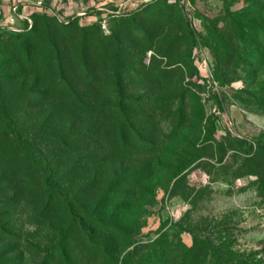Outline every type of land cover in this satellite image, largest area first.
<instances>
[{
    "label": "rangeland",
    "instance_id": "rangeland-1",
    "mask_svg": "<svg viewBox=\"0 0 264 264\" xmlns=\"http://www.w3.org/2000/svg\"><path fill=\"white\" fill-rule=\"evenodd\" d=\"M38 7L45 12L36 13ZM102 20L106 30L101 29ZM36 23L37 38H28ZM13 39H19L20 47L29 43L35 65L44 59L52 63L59 49L65 66L64 82L51 78L52 65L47 93L41 95L44 86L31 87L29 79L22 89L27 94L10 105L20 89L8 86L0 71L1 102L9 105L17 129L26 130L46 117L49 126L71 121L65 113L63 118L43 117L51 92L69 93L72 87L95 92L96 98L91 95L84 102L100 105L99 116L87 115L82 100L61 101L76 109L72 117L79 120L74 124L81 125L82 119L106 124L97 138L108 159L104 180L90 187V196L83 197L86 203L96 201L115 176L118 183L119 171L136 170L145 154L158 156L144 183L129 192L128 202L111 206L122 205L113 217L125 222L134 242L125 247L124 241L115 240L114 245L109 240L113 254L103 260L100 249L86 242L84 246L87 235L74 228L68 240L71 263L157 264L162 262L160 245L190 247L192 231L199 228L242 264H264V0H0L1 62L11 58L3 44ZM115 40L118 57L111 58ZM76 42H81L82 59ZM113 74H118L124 100L137 101L142 87L150 90L155 139L140 131L149 139L131 136L121 142L122 116L117 110L105 111L108 102L101 92L116 88ZM84 129L81 125L70 131ZM151 140L154 145L142 146ZM92 145L96 136L88 137L86 146ZM48 154L42 151L41 158ZM8 158L0 144V264H44L48 245L56 242L48 222L55 212L40 216L34 210L26 200L32 186L20 179L22 168ZM72 169L78 174L81 168ZM77 174L68 173L65 181L77 182ZM124 185L111 186L110 192L124 191Z\"/></svg>",
    "mask_w": 264,
    "mask_h": 264
},
{
    "label": "trees",
    "instance_id": "trees-1",
    "mask_svg": "<svg viewBox=\"0 0 264 264\" xmlns=\"http://www.w3.org/2000/svg\"><path fill=\"white\" fill-rule=\"evenodd\" d=\"M37 10L36 13L38 14L45 12L40 7ZM95 15H101V11H96ZM69 24L71 25V22ZM38 31V24L36 23L30 31L29 34L31 35L28 38H37ZM46 39L52 40L50 37ZM51 42L53 45L54 42ZM81 42H76L75 45L76 51L80 52V55ZM17 44L19 45V39H13L9 43H4L3 46L11 58L3 62L0 61V71L3 73L2 79L8 86L17 84V88L20 89L18 91V93L20 92L19 95L17 93V101L10 102L9 105L15 104L14 102H21L19 96L27 94V92L22 93V89H24L29 79H31V87H35L36 84L44 86L40 93L41 95L47 93L48 77H51H47V74L50 70L49 67L52 65H54L55 71L51 78L56 82L65 81L62 71L65 66L60 60V52L59 49L57 50V47H54L57 51H55L52 57V63H50V59H44L39 61L38 65H35L34 56L30 50L31 46L29 47L28 45L29 43L25 42L21 47ZM117 51L118 44L116 42L115 49L111 51V58L118 57ZM12 52L13 54H11ZM111 82L116 85V88L114 90L105 88L101 92L103 98L108 102L107 107L104 108L105 111L110 109L111 111L117 110L118 115L122 116L118 127L121 129V133L119 134L121 142L129 141L131 136H133V140H137V138L149 139L143 136L141 132L148 136L150 135V139H155V129L149 116L150 90L144 89L147 86L139 90L140 94L137 95L139 98L137 101H134L132 98L124 100L122 88L118 83V74L112 75ZM50 94L47 101L44 102L49 107L41 113L43 117L48 116V118H51L59 114L60 118H63L65 116H61V114L65 113L68 116L70 115L69 117L74 121L70 119L71 121L69 122H56L53 126H49L46 117V119L41 118L39 122L32 124L28 129L22 131L17 129L13 124L11 120L12 113H9L10 107L9 105L5 106L1 102L2 99L0 97V132L2 133L0 144L7 150L8 160L13 165H18L19 169L22 168L23 177L20 179L27 180L32 186L30 187V199L27 198L26 200L31 201L34 210L37 209L40 216L45 214V212L47 214L51 209L55 212V216L49 217L48 222L52 224L57 243L54 242L56 244L52 243L48 245L46 249L48 256L45 257L44 264H75L69 261L71 259V251L68 241L71 230L74 228H78L81 234L87 235L83 237L82 243L84 246V242H86L94 248H99L102 259L109 260L113 254L108 247L109 240H112L114 245L116 244L115 240L124 241L125 247L130 246L134 242L131 234L125 231V222L113 216L123 204L128 202L131 196L129 192H133L138 185L144 183V180L151 171L152 160L157 159L158 156L154 152L145 154L147 156L141 159L142 164L136 170L131 172L119 171L118 183L115 179L117 176H115L111 185L107 184L105 186L96 201H93L91 204L86 203L83 197L90 196L92 192L90 187L94 188L99 182L104 180L102 174L108 159L103 157V154L100 152L101 143H98L97 138L98 136L101 137L102 129L106 127V124L99 122L98 119H87L88 121L82 119L83 123L81 125H85L87 130L84 129L85 131L79 133L71 132L70 128L75 129L76 126H81L73 123L79 120L72 117L77 115V111L75 108L68 107L61 101H66L70 98L76 101L82 100L80 105L83 111H87V115L97 113L101 106L95 102L92 104L84 102L88 101L91 95H94L92 98H96L93 91H83L72 87L69 89V93L57 91ZM102 94L99 96L100 99H103ZM113 99L118 101L114 102L115 100ZM124 101H126V104ZM97 115L99 116L98 113ZM134 122L138 123L137 128L133 126ZM98 123L101 126L97 125ZM148 126H150L152 131L147 129ZM33 130H36V132L31 133ZM92 136H96V145H92L89 148L86 146V143L88 137ZM153 143L155 142L151 140L148 144H141L142 146L154 145ZM42 151L49 153L47 156L44 155L45 160L48 161L46 164L42 162V159H44L41 158L43 156ZM78 166L81 169L77 174V171L72 168ZM70 172L74 175H80L77 182L65 181V176H68L67 174ZM181 172L182 169L178 170L175 172V176ZM115 173H113V176ZM18 181L17 179L16 183ZM120 183L125 184L124 191L110 192L112 187H117ZM27 193L26 191L25 196H27ZM115 202H122V205L117 204L115 207H111ZM87 214H92L93 216L88 219ZM105 218L106 220H104ZM192 233L193 243L190 247H184L183 244L174 247L166 244L162 248L160 245L158 253L162 258V262L157 264H242L223 244L216 245L212 242V239L203 236L199 228H196ZM101 235L106 236L100 238ZM164 237L165 234H162L157 240L159 241ZM115 249L113 248V252ZM177 251L178 254H174ZM55 256H57V259ZM123 263L125 264V261Z\"/></svg>",
    "mask_w": 264,
    "mask_h": 264
},
{
    "label": "built area",
    "instance_id": "built-area-1",
    "mask_svg": "<svg viewBox=\"0 0 264 264\" xmlns=\"http://www.w3.org/2000/svg\"><path fill=\"white\" fill-rule=\"evenodd\" d=\"M101 29H102V30H106L105 20H102V23H101Z\"/></svg>",
    "mask_w": 264,
    "mask_h": 264
}]
</instances>
